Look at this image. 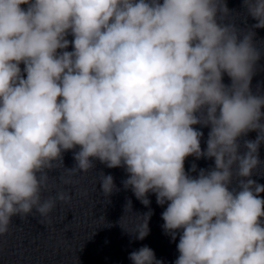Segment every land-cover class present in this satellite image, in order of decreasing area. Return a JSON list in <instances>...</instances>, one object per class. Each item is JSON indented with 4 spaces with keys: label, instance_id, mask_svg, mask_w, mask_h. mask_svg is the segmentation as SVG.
<instances>
[{
    "label": "clouds",
    "instance_id": "obj_1",
    "mask_svg": "<svg viewBox=\"0 0 264 264\" xmlns=\"http://www.w3.org/2000/svg\"><path fill=\"white\" fill-rule=\"evenodd\" d=\"M243 7L248 28L228 21L225 0H0V235L14 217L48 218L71 195L45 194L98 160L122 168L145 207L149 194L166 205L174 264H264V184L253 179L264 176V91L252 86L264 0ZM188 157L214 165L186 171ZM98 183L105 198L119 191L111 174ZM152 214L125 231L145 239ZM128 258L164 264L147 245Z\"/></svg>",
    "mask_w": 264,
    "mask_h": 264
}]
</instances>
